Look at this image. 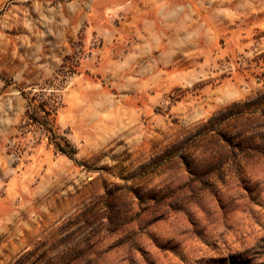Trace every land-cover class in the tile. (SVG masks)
Segmentation results:
<instances>
[{
    "label": "rangeland",
    "instance_id": "1",
    "mask_svg": "<svg viewBox=\"0 0 264 264\" xmlns=\"http://www.w3.org/2000/svg\"><path fill=\"white\" fill-rule=\"evenodd\" d=\"M262 53L264 0H0V264H264V116L204 127ZM54 75L78 162L18 129Z\"/></svg>",
    "mask_w": 264,
    "mask_h": 264
},
{
    "label": "trees",
    "instance_id": "2",
    "mask_svg": "<svg viewBox=\"0 0 264 264\" xmlns=\"http://www.w3.org/2000/svg\"><path fill=\"white\" fill-rule=\"evenodd\" d=\"M258 38L256 37V39ZM259 58H264V53L260 54ZM57 78L58 76L54 75L43 84H39L38 87L23 91L26 108L18 129L22 134L34 133L38 140L47 138L48 145H52L56 151L78 162L75 157L78 152L77 147L69 139L66 132H60V127L57 124L58 110L62 106L60 90L55 85ZM256 113L264 116V92L258 93L243 102L232 103L212 116L204 127L206 132H210L232 118ZM186 144L187 142H184L180 149H185ZM171 155L168 154V158Z\"/></svg>",
    "mask_w": 264,
    "mask_h": 264
}]
</instances>
